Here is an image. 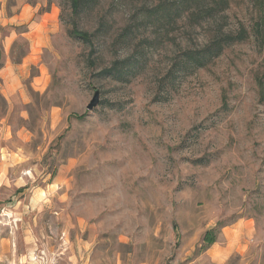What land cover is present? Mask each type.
I'll return each instance as SVG.
<instances>
[{
  "label": "rangeland",
  "instance_id": "1",
  "mask_svg": "<svg viewBox=\"0 0 264 264\" xmlns=\"http://www.w3.org/2000/svg\"><path fill=\"white\" fill-rule=\"evenodd\" d=\"M49 1L60 29L32 55L29 25L0 24V145L44 198L37 264H264V13L230 0L191 25L187 0H90L75 19L90 45L69 35V3ZM159 4L186 8L170 37ZM220 26L250 37L182 68V48Z\"/></svg>",
  "mask_w": 264,
  "mask_h": 264
},
{
  "label": "crops",
  "instance_id": "2",
  "mask_svg": "<svg viewBox=\"0 0 264 264\" xmlns=\"http://www.w3.org/2000/svg\"><path fill=\"white\" fill-rule=\"evenodd\" d=\"M8 12L6 0H0V24L29 25L24 35L31 55L48 45L52 34L60 29L59 8L49 0H19L18 10L10 16ZM30 62L31 58L25 60V64ZM28 181L21 159L0 145V264L40 262L33 256L41 249L40 209L44 198L40 189L29 187Z\"/></svg>",
  "mask_w": 264,
  "mask_h": 264
},
{
  "label": "trees",
  "instance_id": "3",
  "mask_svg": "<svg viewBox=\"0 0 264 264\" xmlns=\"http://www.w3.org/2000/svg\"><path fill=\"white\" fill-rule=\"evenodd\" d=\"M69 3L73 20L71 22V27L68 30V33L71 37L82 41L84 43H88L93 45L94 39L96 38L95 32H89L86 30H82L78 27L76 23V17L87 7V4L90 0H65ZM201 0H187L188 3H193L196 5L191 8L194 10H190L191 15L187 20L189 22H194V24H200L202 21H207L206 17L213 16L216 12L225 11L230 3V0H212V5L206 6H198V3ZM256 7L259 9L261 13H264V0H252ZM184 6V5H183ZM192 7V6H191ZM182 6L178 7H165L163 4H159L154 7L153 13L154 17H157L158 21L162 23V26L166 29L167 37H170V31L167 29L173 23H177V17H175L177 12H180L179 17L184 13L182 11ZM192 20V21H191ZM209 21V20H208ZM102 28V23L99 25L98 30ZM97 30V31H98ZM261 33L260 30H257V34ZM129 32L125 29L122 33L116 36L115 41L121 42L125 38L128 37ZM250 37V31H248L245 27H241L237 32H225L224 27L220 26L215 29L214 32H211L210 35L207 36L204 40L201 41L200 45L197 48H182L183 55V66L182 68H204L211 64L216 58L221 56L223 52L230 47L231 45L239 42H244L248 40ZM126 39V40H127ZM173 40V38H170ZM93 51H91V54ZM89 62L93 63V60L89 58ZM121 66L118 62H115L112 66L105 68L103 71L107 75L117 76L121 74ZM261 86L262 83L259 82ZM219 229L217 227H213L208 229L202 238V249L210 247L218 240Z\"/></svg>",
  "mask_w": 264,
  "mask_h": 264
},
{
  "label": "water",
  "instance_id": "4",
  "mask_svg": "<svg viewBox=\"0 0 264 264\" xmlns=\"http://www.w3.org/2000/svg\"><path fill=\"white\" fill-rule=\"evenodd\" d=\"M100 101H101L100 92L96 87H94V95H93L92 99L90 100L87 108L89 110L95 109L99 105Z\"/></svg>",
  "mask_w": 264,
  "mask_h": 264
}]
</instances>
